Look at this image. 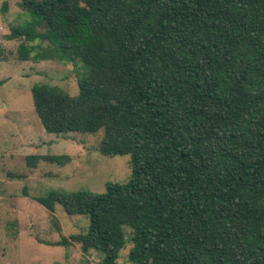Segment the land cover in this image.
<instances>
[{
  "label": "trees",
  "instance_id": "1",
  "mask_svg": "<svg viewBox=\"0 0 264 264\" xmlns=\"http://www.w3.org/2000/svg\"><path fill=\"white\" fill-rule=\"evenodd\" d=\"M21 7L32 21L12 26L8 38L47 40L32 58L71 62L77 78L76 95L48 82L31 88L43 130L103 131V154L130 156L126 182L36 198L50 212L60 205L87 216L85 231L71 236L81 251L123 264L128 227L131 264H264V0ZM33 48L20 44L21 60Z\"/></svg>",
  "mask_w": 264,
  "mask_h": 264
},
{
  "label": "rangeland",
  "instance_id": "2",
  "mask_svg": "<svg viewBox=\"0 0 264 264\" xmlns=\"http://www.w3.org/2000/svg\"><path fill=\"white\" fill-rule=\"evenodd\" d=\"M21 2L0 0V264H98L101 252L90 248L83 253L80 243L71 237L85 231L87 216L70 215L60 205L50 212L36 198L52 190L101 193L108 182H126L131 174L130 156L103 154V131L43 130L31 88L48 82L76 95L77 78L71 62L32 58L47 49V40L8 38L12 26L32 21ZM35 30H42V26ZM22 43L34 46L27 60L19 57ZM30 153L66 155L68 161L63 166L45 161L31 166L26 159ZM62 237L71 238V243H47ZM131 246L130 229L125 227L119 262L131 264Z\"/></svg>",
  "mask_w": 264,
  "mask_h": 264
},
{
  "label": "crops",
  "instance_id": "3",
  "mask_svg": "<svg viewBox=\"0 0 264 264\" xmlns=\"http://www.w3.org/2000/svg\"><path fill=\"white\" fill-rule=\"evenodd\" d=\"M30 154H31V153H30ZM30 154H29V155H30Z\"/></svg>",
  "mask_w": 264,
  "mask_h": 264
}]
</instances>
